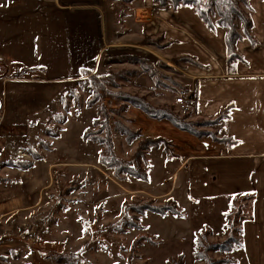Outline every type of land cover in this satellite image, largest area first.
I'll return each instance as SVG.
<instances>
[{
    "label": "rangeland",
    "instance_id": "obj_1",
    "mask_svg": "<svg viewBox=\"0 0 264 264\" xmlns=\"http://www.w3.org/2000/svg\"><path fill=\"white\" fill-rule=\"evenodd\" d=\"M20 1L0 0V7L17 4ZM103 1L106 5L111 4L108 9L110 18L114 17L118 26L117 37L127 34L132 39H129V44L123 49L117 47L118 51L110 53L115 56L114 59H110L112 61L106 60L109 64L102 60L101 66L99 64L92 75L99 76L107 73L121 75L126 72L125 80L117 81L118 86L108 88L109 91L135 95L144 98L152 106L172 110L179 118H184L183 121L195 123L193 126L195 130L210 133L214 138L197 139L176 129L167 121L150 119L131 106L117 116L109 113L111 137L115 156L118 159H130L138 142L147 137H162L172 144L169 153L165 152L163 146L158 149L149 148L145 152L143 169L149 176L148 182L133 178L122 182L117 181L112 176L111 170L105 169L98 163L101 146L91 140L87 142L81 140L82 132L85 129L94 132L97 128L95 121L102 119L99 109L103 102L99 101L90 109L85 107L92 90L87 79L89 76L86 74L83 76L86 79L78 81L71 89L78 96L77 101L73 100L69 92L64 95L67 112H64V106L60 102L57 105L54 102L47 106L49 109L54 107L56 113L66 117L65 125L54 129V132L60 135L57 140L45 136L42 129L44 126L54 125L51 114L41 121L38 120L32 128H27L29 131L25 135L21 133L22 142L13 148L7 146V143L4 144L5 135L0 133V174L1 169L9 168L12 170L8 174L17 176L16 172L19 170L2 165L7 160L30 161L27 147H32L46 156L45 161L32 168H35L36 174L41 175L42 183V189L33 201L29 195L33 187L32 177L26 178L24 175L25 180L20 184H18L19 180L10 181L11 183L0 182V203L10 206L21 204L20 207L12 209L11 212L14 214L11 216L0 217V264H207V261L211 264H242L241 223L242 219L249 217V208H247L249 199L239 196L233 204L226 207L210 205L203 208L193 205L191 208L187 200L176 199L184 190L186 176L185 172L175 174V169L187 156L242 153L250 147L251 149L257 147L255 151H259L263 145L254 144L249 139L243 141L242 135L247 136L251 133L245 135V129H243L245 121L242 117L230 123L232 120L228 116L231 110L225 111L227 117H219V113L203 117L195 95H191L188 99L186 109L180 110L175 105L177 91L189 88L183 86L184 75L180 74L182 78H179L177 67L170 65L169 69H164L157 66L156 73L152 75L148 70L145 72L139 65L129 62L128 58H143L147 60L146 63L154 67L155 63L160 61L154 55L161 54L160 49L143 45L138 41V36L132 35L133 32L137 34L141 32L140 28L132 24L135 8H143L146 4L153 3L152 0ZM247 4L248 7L244 10L247 16L255 21L256 28L260 30V33H257L260 37H257L258 45L250 47L255 50L250 53L248 50L245 54L251 66H242L241 71L254 69L264 71V0H248ZM140 14L142 13H138V16L144 18ZM161 16L167 19V23L172 28H184L188 31L190 41H186L179 33L172 31L174 35H178L176 39L179 42L166 46L164 50L173 55L183 53L194 56L199 65L189 64L191 71L208 72V70L200 71V69L204 67L203 65H210V54L215 61L224 64L222 30L214 32L205 29L202 32L195 24H190L187 18L197 17L193 9L189 7L176 10L166 7L162 9ZM215 19L216 17L212 18L213 22ZM186 24H190V27ZM238 30L242 31L240 23H238ZM147 50L153 53H148ZM108 52H111L109 48ZM166 62L171 63L170 60ZM3 70L4 68L0 65V73H3ZM212 72L215 71L212 70ZM155 75H158L156 81ZM225 85L227 91L223 92ZM5 86L0 87L5 96L19 93L17 86L13 84H9L10 87ZM241 86L240 81L229 83L220 80L199 81V91L203 93V97L208 98L206 103L209 105L206 107L202 102L200 108L218 111V106L224 105L222 103L224 95L232 97L240 94ZM192 87L195 92L196 85L193 84ZM237 88L238 91H236ZM106 104L109 108L120 106L119 102ZM32 105L30 102L24 103L25 110H29ZM228 106H224L223 109ZM238 110L243 111V104H239ZM116 123L122 124L131 132H139V135L132 142L127 143L118 132ZM235 123H237L236 126H233ZM229 133L235 138L238 134L237 138L241 143L229 146L214 142V139L230 138ZM37 138L49 142L50 148L47 151L42 150L36 141ZM170 189L172 198L178 201L176 204L186 214L185 220L181 221L170 215L164 218L148 212L140 215L133 210L127 214V217H136L137 223L144 226V229H125L123 233L115 231L123 214L124 203L155 201V204H162L169 196L167 191ZM19 192L23 194L21 197L18 196ZM25 200L28 202L27 205ZM205 211L207 214H212V222L215 224L211 232L205 231L209 234L207 241L222 243L227 237L233 236L239 244L231 248V251L220 253L210 248L197 247L195 240L203 234L205 225L208 224L204 219ZM175 236L182 239L177 240ZM224 236L225 239L222 238ZM141 237H152L154 243L141 241L132 254L131 248L135 240ZM199 250L203 256L195 255ZM130 256H132L131 259Z\"/></svg>",
    "mask_w": 264,
    "mask_h": 264
},
{
    "label": "crops",
    "instance_id": "obj_2",
    "mask_svg": "<svg viewBox=\"0 0 264 264\" xmlns=\"http://www.w3.org/2000/svg\"><path fill=\"white\" fill-rule=\"evenodd\" d=\"M108 7H111V4L106 5L103 0H21L17 4L0 7V65L4 68L3 73H0V87L3 85L10 87L9 84H13L19 88V93L7 94V96L0 88V133L5 135L4 144L7 143V146L13 148L21 143L23 136L20 135L21 133L25 135L29 131L27 128H32L38 120L41 121L50 114L56 113L54 107L52 109L47 107L48 104L56 102L57 105L78 81L86 79L83 76L94 74L102 60L112 61L110 59H114L115 54L110 53H115L117 47L123 49L129 44V39H132L130 35L117 37L118 26L114 17L110 18ZM189 8L196 13L193 7ZM162 9L166 7L159 8L153 3L146 4L143 8H135L132 14V24L140 28L141 32L138 33L139 35L133 32L132 35L138 36L140 43L145 37L158 42V47L152 45L148 47L160 49L161 54L154 55L168 66L172 63H167V60L172 62L174 58H189L190 62H182L178 66H173L179 69V78H182L180 74L184 75L183 86L189 88L184 91L197 97L201 115L203 117L216 115L224 106H232V112L228 116L232 120L230 123L242 117L245 121L243 126L245 135L251 133L247 136L242 135L243 141L249 139L254 144L263 145L259 151H255L257 147H254L255 149L250 147L249 150L245 148L246 150L242 153L187 156L175 169V174L185 172L186 176L184 190L176 199L187 200L191 208L193 205L203 208L210 205L226 207L233 204L239 196L249 199L247 208L250 214L248 218L242 219L241 223L240 243L243 248L240 258L242 264H264V71L255 69L241 71L242 66H251L245 54L248 50L250 53L255 48H250L252 46L246 41L241 42L237 47V53L243 57L245 63H227L224 45L225 30L215 27L212 31H223L224 64L215 61L210 54V65H203L204 67L200 69V71L205 69L208 72L191 71L189 64L199 65L194 56L183 53L173 55L164 50L166 46L179 42L176 39L178 35H174L172 31L179 33L186 41H190V37L186 29L172 28L167 23V19L162 18ZM140 12L144 18L138 16ZM196 17L187 19L190 24H195L202 32L205 29L211 31L197 13ZM250 19L253 24L252 36L258 45L257 37L260 35L257 33H260V30L256 28L253 18ZM190 24L186 26L190 27ZM108 48L111 52H108ZM147 52L153 53L148 50ZM23 69H34V71L25 74L23 78L11 79L14 73ZM215 80L227 83L242 82L239 88L241 89L240 94L232 97L225 94L222 98L224 105H219L218 111L211 108L203 110L200 108L201 103L203 102L208 107L206 103L208 98L203 97L198 83ZM193 84L196 85L195 92ZM222 91H227L226 85L223 86ZM28 102L33 105L29 110H25L24 103ZM239 104H243V111L238 110ZM237 135L236 138L231 137L230 133L228 136L239 144L241 141ZM45 158L46 156L41 161L35 162V167L45 161ZM1 170L0 177L8 179V183L19 180L18 184H20L25 180L24 175L26 178L32 177L33 187L29 195L32 201L38 197L42 183L41 175L36 174L35 168L29 172L18 171L15 177L8 174L12 169ZM170 191L171 189L167 191L169 196L166 200L170 199L176 204L178 201L172 198ZM22 195V192L18 193L19 197ZM24 202L27 205L28 202L26 200ZM20 206V203L14 206L0 203V217L11 216L14 214L11 212L12 209ZM176 206L181 211V216L177 218L181 221L185 220L186 214L183 209L177 204ZM203 214L208 224L205 225L202 233L211 232L210 230L215 228L212 214H207L206 211ZM175 238L182 239L176 236ZM222 238L225 239V236Z\"/></svg>",
    "mask_w": 264,
    "mask_h": 264
},
{
    "label": "trees",
    "instance_id": "obj_3",
    "mask_svg": "<svg viewBox=\"0 0 264 264\" xmlns=\"http://www.w3.org/2000/svg\"><path fill=\"white\" fill-rule=\"evenodd\" d=\"M153 4H156L159 8H165L171 6L173 9H178L180 7H193L201 19V21L211 30L215 27L221 28L225 30L224 36V45L225 52L227 55V63L239 62L245 63L242 56L237 53V47L241 42H248L252 47H256L257 43L253 39L252 30L253 24L251 19L247 16L244 8L248 7V0H152ZM216 17L213 22L212 18ZM238 23L241 24L242 31L238 30ZM143 45H152L157 46L158 42L152 41L149 38L145 37L142 41ZM129 62L132 64L139 65L142 67L143 71L151 73L154 75L156 73L155 67H161L164 69H169L168 65L163 62L157 61L155 66H151L149 63H146V59L143 58H128ZM127 60V61H128ZM189 58H174L172 60V65L178 66L182 62H190ZM34 69H23L22 71L16 72L11 76V79H20L23 78L25 74L33 72ZM133 73V72H132ZM125 73L120 74H102L99 76L90 75L87 79L89 81L91 89V95L89 100L86 102L85 107L90 109L99 101L103 102L100 105L99 113L102 116V119L95 121L96 130L92 132L90 129H85L82 132L81 140L83 142H87L88 140L93 141L94 143L99 144L101 146V151L98 157V163L103 166L107 170L112 171V176L117 181H126L128 178H133L136 180H140L142 182H148L149 176L143 169V164L145 161V152L149 148L158 149L160 146H163L165 152L171 150V142L167 141L162 137L156 138H144L139 141L131 158L128 160L118 159L115 156L114 146L111 137V129H110V117L109 113L117 116L118 114L123 113V111L131 106L143 114L148 116L150 119L156 121H167L176 129L189 134L192 137L197 139H201L204 137H212L210 133H205L201 131H197L194 129L195 123H188L183 121L184 118H179V116L173 113L172 110L155 107L150 105L145 101L144 98L130 95L126 93H112L108 88L117 87V81L125 80ZM158 75L154 76V80L156 81ZM158 82V81H157ZM156 82V83H157ZM69 93L73 96V100L78 96L74 93L73 90H69ZM107 102H119L120 106L118 108H109L107 107ZM60 103L64 106V112L68 111L66 99L64 97L61 98ZM232 109V106H228L225 109H222L219 112V117H227V112ZM227 111V112H225ZM222 113V114H221ZM52 119L54 120V125L51 127L44 126L43 133L45 136L58 139L59 134L54 132L56 127H62L66 123V117L61 115L60 113H52ZM116 128L118 132L125 138L126 142H132L139 132H131L125 126L120 123H116ZM199 125V124H197ZM61 130V128H60ZM59 130V132H60ZM213 135V134H212ZM214 138V137H212ZM37 143L40 145L42 150L47 151L50 148V143L44 141L42 139L37 138ZM215 143L224 144L233 146L238 142L231 138H221L214 139ZM27 153L30 156L31 160H14V161H6L2 165L3 167H11L17 169L22 172H26L31 170L34 167V163L41 161L44 158L42 152L36 151L32 147H27ZM1 183L8 182V179H0ZM78 188V186H76ZM135 211L136 213L142 215L145 213H152L161 217H165L166 215H171L174 217L181 216V211L178 210L176 204L168 199L164 201L162 204H155V201H148L145 203H133L123 204V214L120 220L118 221L119 226L115 227V231L123 233L125 229H138L143 230L144 228L137 223V218L134 216L127 217V214L130 211ZM122 230V231H121ZM208 232L203 233L199 238H196L195 243L198 248H206L212 249L216 252L226 253L231 251L236 245H238V241L235 237L229 236L222 243L220 242H208ZM146 241L149 243H154L150 237H141L135 240L133 247L131 248V253H134L136 245L141 242ZM156 245V244H154ZM232 248V249H231ZM203 256V253L199 250L195 253V255ZM132 256H130L131 259ZM207 264H211L207 261Z\"/></svg>",
    "mask_w": 264,
    "mask_h": 264
},
{
    "label": "built area",
    "instance_id": "obj_4",
    "mask_svg": "<svg viewBox=\"0 0 264 264\" xmlns=\"http://www.w3.org/2000/svg\"><path fill=\"white\" fill-rule=\"evenodd\" d=\"M190 96L189 92L178 90L175 98V105L178 106L180 110L184 111L187 107V101Z\"/></svg>",
    "mask_w": 264,
    "mask_h": 264
}]
</instances>
